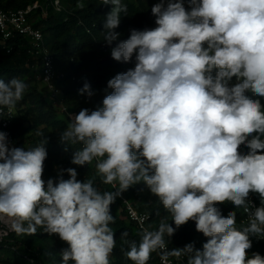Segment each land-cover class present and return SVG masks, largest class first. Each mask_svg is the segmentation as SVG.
Masks as SVG:
<instances>
[{
    "label": "clouds",
    "instance_id": "obj_1",
    "mask_svg": "<svg viewBox=\"0 0 264 264\" xmlns=\"http://www.w3.org/2000/svg\"><path fill=\"white\" fill-rule=\"evenodd\" d=\"M100 2L113 6L102 32L111 46L128 7L122 0ZM151 14L155 27L132 29L111 49L117 62L134 57V67L107 81L112 91L102 106L69 114L59 133L65 151L80 145L71 163L95 161V175L115 191L79 181L71 167L45 181L48 138L35 147L10 148L0 131V219L17 235L38 229L58 235L67 244L60 264H110L116 247L110 206L143 183L175 228L161 222L156 230L144 229L139 243L123 231L132 264H147L166 248L165 235L171 238L189 221L208 238L202 250L189 243L163 259L264 264L259 253L248 256L251 237L264 238V105L246 95L264 98V0H158ZM27 88L15 77L0 79V112L11 113ZM79 93L94 95L87 82ZM250 194L258 195L259 207ZM226 202L234 210L223 216L217 205ZM235 209L247 214V226L236 227Z\"/></svg>",
    "mask_w": 264,
    "mask_h": 264
},
{
    "label": "trees",
    "instance_id": "obj_2",
    "mask_svg": "<svg viewBox=\"0 0 264 264\" xmlns=\"http://www.w3.org/2000/svg\"><path fill=\"white\" fill-rule=\"evenodd\" d=\"M35 1L39 5L34 12L41 13L35 22L45 36V41L53 53L57 75L53 83L61 91L63 102L68 110L74 114L83 108L95 110L102 106V100L112 90L107 88V81L118 73L133 68L135 59L128 63L117 62L111 58V49L120 41L130 36V30H143L155 27V17L151 14V7L158 0H122L127 4V16L121 14V23L116 32L120 33L119 39L111 46L103 40V22L111 11L112 5H103L100 0H60L61 9L57 10L54 0H0V7L5 10H14L25 7ZM187 7V4L185 5ZM43 61L40 54L30 52V39L21 33H14L4 38L0 33V79L5 81L15 77L24 81L28 88L22 101L15 107V117L11 122V130L20 144L27 148L37 146L42 140L48 138L46 150L47 159L44 162L42 179H57L58 169L75 168L81 182L93 180L94 186L101 191H115L111 185H104L95 175V163L85 166H77L71 163L74 149L59 142V133L69 123L68 114L62 110L50 94L48 85L42 80ZM215 73H213L214 75ZM87 82L91 86L94 95L89 98L87 94L81 95V89ZM235 78L232 83L234 84ZM250 98L260 99L264 105V98L255 97L247 92ZM41 133V135H37ZM242 153L248 149L243 145ZM64 173V179H68ZM128 198L140 211L150 214L149 224L152 230L158 229L161 222H168L175 228L171 220V214L160 204L143 184L130 187L122 194ZM116 199L110 206L111 214L115 217V223L111 224L115 232L116 247L110 256V264H132L125 256L128 245L123 243L120 234L128 232L127 239L139 243L142 232L137 224L131 220L126 212L123 196ZM260 206L258 195L253 194ZM223 216H227L234 208L231 203L217 205ZM236 227L247 226L244 220L243 209H235ZM208 238L195 230V223L187 224L176 229L170 238L165 235V241L172 248H183L189 243H194V248L202 250V245ZM253 247L248 250V256L259 253L264 257V238L251 237ZM67 244L61 241L58 235H48L42 229H38L35 235H17L8 231L0 240V255L11 264H60V251ZM147 264H160L158 251L153 252Z\"/></svg>",
    "mask_w": 264,
    "mask_h": 264
},
{
    "label": "built area",
    "instance_id": "obj_3",
    "mask_svg": "<svg viewBox=\"0 0 264 264\" xmlns=\"http://www.w3.org/2000/svg\"><path fill=\"white\" fill-rule=\"evenodd\" d=\"M38 1H35L25 7H20L14 10H5L0 7V33L4 38L12 36L14 33H21L26 35L30 39V52L40 54L43 61L42 80L48 85L49 91L53 99L60 104L63 111L68 116L69 114L75 115L68 110L67 105L63 102L61 91L55 86L53 80L57 75L55 69V60L53 53L45 41L43 31L34 25L30 20L31 12L38 7ZM54 5L57 10L61 9L60 0H54ZM15 117V109L9 113L7 109L0 112V131L7 133L9 147H26L25 144H20L16 141V138L11 130V122ZM80 147V145H79ZM27 148V147H26ZM95 163V161H93ZM123 196V195H122ZM249 199L255 207H259L255 196L250 194ZM126 212L131 220H133L138 228L142 231L144 229L152 230L149 224L150 214L140 211L137 207L125 196H123ZM244 213V212H243ZM244 220L248 221L247 214L244 213ZM9 231V225L6 221L0 219V240ZM172 248L166 242V248L158 250L160 264H187V256L174 257L168 256L167 260L163 259V254L167 251H171ZM0 264H11L0 255Z\"/></svg>",
    "mask_w": 264,
    "mask_h": 264
},
{
    "label": "rangeland",
    "instance_id": "obj_4",
    "mask_svg": "<svg viewBox=\"0 0 264 264\" xmlns=\"http://www.w3.org/2000/svg\"><path fill=\"white\" fill-rule=\"evenodd\" d=\"M40 16H41V13L34 12V14L32 16H30V17H32V20L35 22L38 18H40Z\"/></svg>",
    "mask_w": 264,
    "mask_h": 264
},
{
    "label": "crops",
    "instance_id": "obj_5",
    "mask_svg": "<svg viewBox=\"0 0 264 264\" xmlns=\"http://www.w3.org/2000/svg\"><path fill=\"white\" fill-rule=\"evenodd\" d=\"M63 247H67L66 245H64Z\"/></svg>",
    "mask_w": 264,
    "mask_h": 264
}]
</instances>
